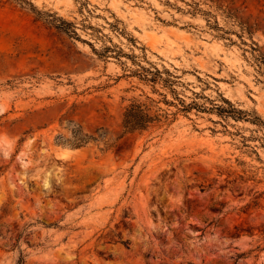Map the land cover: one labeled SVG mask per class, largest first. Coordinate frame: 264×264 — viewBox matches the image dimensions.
<instances>
[{"label": "rangeland", "instance_id": "374dc122", "mask_svg": "<svg viewBox=\"0 0 264 264\" xmlns=\"http://www.w3.org/2000/svg\"><path fill=\"white\" fill-rule=\"evenodd\" d=\"M134 100L168 120L124 133ZM21 259L264 264V0H0V264Z\"/></svg>", "mask_w": 264, "mask_h": 264}, {"label": "trees", "instance_id": "16d2710c", "mask_svg": "<svg viewBox=\"0 0 264 264\" xmlns=\"http://www.w3.org/2000/svg\"><path fill=\"white\" fill-rule=\"evenodd\" d=\"M149 80L155 81L157 80V78L156 76H153ZM182 101H183L184 109H188L191 107L190 105L185 104L184 100ZM167 120H168L167 114L165 115L161 113H154L152 106L150 104L139 100H134L127 106L124 112V119H123V126L125 128L124 133L133 132L136 130L143 131L157 124L162 125ZM78 138L81 139V137ZM82 141L83 140H81V142ZM238 257H242V254L238 255ZM22 263H23V259L20 260L19 264Z\"/></svg>", "mask_w": 264, "mask_h": 264}]
</instances>
